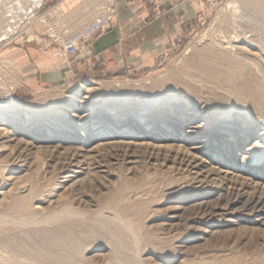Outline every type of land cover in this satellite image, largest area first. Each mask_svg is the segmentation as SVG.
Wrapping results in <instances>:
<instances>
[{
	"label": "rangeland",
	"instance_id": "1",
	"mask_svg": "<svg viewBox=\"0 0 264 264\" xmlns=\"http://www.w3.org/2000/svg\"><path fill=\"white\" fill-rule=\"evenodd\" d=\"M58 1L0 0V264H264V0H187L158 60L31 88V52L74 68L117 15L67 32Z\"/></svg>",
	"mask_w": 264,
	"mask_h": 264
},
{
	"label": "crops",
	"instance_id": "2",
	"mask_svg": "<svg viewBox=\"0 0 264 264\" xmlns=\"http://www.w3.org/2000/svg\"><path fill=\"white\" fill-rule=\"evenodd\" d=\"M115 1L118 9L111 31L92 41L85 51L72 59L74 68L67 64L58 69L59 71H45L41 62H51V56L46 54L36 57L31 52V61L34 63L31 68L28 67L31 70V88L39 84V75L43 85L49 87L63 81V73L68 74L65 70H70L73 77L77 78L87 71L95 73L93 69L96 66L100 71H106L124 68L130 64L154 62L158 60L164 47H168L178 35L182 25H192L196 21L198 12L187 0ZM102 2L103 0H59V11L52 10L51 18L64 31L71 32L96 17Z\"/></svg>",
	"mask_w": 264,
	"mask_h": 264
},
{
	"label": "built area",
	"instance_id": "3",
	"mask_svg": "<svg viewBox=\"0 0 264 264\" xmlns=\"http://www.w3.org/2000/svg\"><path fill=\"white\" fill-rule=\"evenodd\" d=\"M111 2H109L110 4ZM115 16V12L109 8H107V10H105L100 16L99 18H97L95 21H93L91 28L90 30L91 31H95V30H98L100 28H104L105 26L107 25H111L112 24V21H113V18ZM64 50L65 52L68 54V55H72L76 52V46L75 44L73 43H70L68 45H66L64 47Z\"/></svg>",
	"mask_w": 264,
	"mask_h": 264
},
{
	"label": "bare ground",
	"instance_id": "4",
	"mask_svg": "<svg viewBox=\"0 0 264 264\" xmlns=\"http://www.w3.org/2000/svg\"><path fill=\"white\" fill-rule=\"evenodd\" d=\"M98 3V2H97ZM104 6V5H103ZM100 12V11H99ZM101 13V12H100ZM78 30V29H77ZM0 106H1V104H0ZM0 119H3V118H0ZM157 129L158 130H162L163 128L162 127H157ZM30 134H31V131H28ZM97 132H100L101 133V130H98ZM222 133V132H221ZM39 136H41V135H43V133L42 132H40L39 134H38ZM259 146V145H258ZM260 148H264V142L263 143H261L260 144V146H259ZM96 161H98V160H96ZM101 162V161H100ZM99 162V163H100ZM101 165V164H100ZM77 167V166H76ZM103 167V166H102ZM80 173V172H79ZM69 177V176H68ZM236 200V199H235ZM240 200V199H239ZM249 200V199H248ZM250 200H251V198H250ZM252 200H254V199H252ZM234 202V201H233ZM240 202V201H239ZM246 203H248V202H246ZM251 203V202H250ZM264 203V199L263 198H261L259 201H258V203L256 204V206H258L259 204H263ZM231 204H232V202H231ZM237 204V203H236ZM249 205V204H248ZM247 205V206H248ZM229 206H231V205H229ZM246 206V205H245ZM255 207V206H254ZM259 207V206H258ZM264 207V206H263ZM230 208V207H229ZM251 208H253V207H251ZM228 209V208H227ZM245 209V208H244ZM246 210V209H245ZM249 210H251L252 211V209H249ZM257 210V209H256ZM261 210V209H260ZM250 213V212H249ZM250 214H252V213H250ZM258 214H259V212H258Z\"/></svg>",
	"mask_w": 264,
	"mask_h": 264
}]
</instances>
